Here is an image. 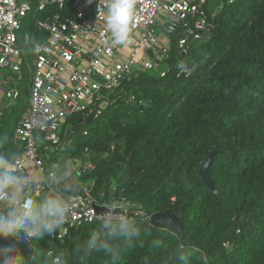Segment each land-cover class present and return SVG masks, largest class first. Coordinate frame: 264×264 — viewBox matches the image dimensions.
<instances>
[{
  "label": "trees",
  "instance_id": "trees-1",
  "mask_svg": "<svg viewBox=\"0 0 264 264\" xmlns=\"http://www.w3.org/2000/svg\"><path fill=\"white\" fill-rule=\"evenodd\" d=\"M206 11L211 32L190 39L185 56L178 46L183 26L167 31L165 76L138 71L93 120L81 112L68 117L74 132L60 161L89 155L94 168L83 180L104 190L101 203H133L144 215L129 212L132 217L170 208L184 224L183 237L151 222L149 234L119 245V264H264V0H209ZM57 12L55 3L44 11L34 5L23 18L18 43L28 56L33 43L47 39L37 21ZM181 64L190 76H178ZM19 89L18 115L7 112L0 123V152L12 145L19 151L13 137L29 105L28 81ZM130 95L136 100L129 102ZM212 152L215 190L199 173ZM95 228V222L71 227L55 254L63 253L67 264H109L102 252L76 253ZM49 244L37 242L31 264H51Z\"/></svg>",
  "mask_w": 264,
  "mask_h": 264
},
{
  "label": "built area",
  "instance_id": "built-area-1",
  "mask_svg": "<svg viewBox=\"0 0 264 264\" xmlns=\"http://www.w3.org/2000/svg\"><path fill=\"white\" fill-rule=\"evenodd\" d=\"M69 1L0 0V73L9 68L21 75L25 67L30 76L29 105L15 128L14 142L21 146L16 157L26 168L32 164L38 171H46L49 164L64 160L66 138L74 132L67 124L70 115L81 112L87 118L99 116L109 95L138 71L158 70L161 76L169 72L167 66H161L170 55L171 38L167 31L183 26L178 46L184 56L189 51L190 39L202 40L211 32L206 11L209 0H136L129 42L118 44L95 4H88L87 0ZM52 3L57 4L59 12L36 23L40 31L47 33V39L33 43L28 56L18 43L22 20L34 5L44 11ZM124 47L128 51L123 52ZM182 75L190 76V69L180 70L178 76ZM5 96L15 103L20 98V89L6 88ZM135 100L134 95L128 98L129 102ZM65 161L71 162L78 188L68 194L72 213L67 222L55 236L45 237L50 242L47 256L51 259L58 256L53 249L55 243L63 242L71 227L93 222L92 218L102 212L97 205L104 208L111 205L99 201L105 192L94 190V180H83L84 174L94 168L88 154L70 156ZM43 191L47 189L40 186L34 194ZM115 203L122 204L126 214L144 215L133 203L124 200ZM37 242L31 244L35 252Z\"/></svg>",
  "mask_w": 264,
  "mask_h": 264
},
{
  "label": "clouds",
  "instance_id": "clouds-1",
  "mask_svg": "<svg viewBox=\"0 0 264 264\" xmlns=\"http://www.w3.org/2000/svg\"><path fill=\"white\" fill-rule=\"evenodd\" d=\"M87 3L95 4L115 43L129 42L136 0H87ZM40 186L47 191L34 194ZM77 188L70 161L36 172L27 170L16 156L0 152V264H31L28 253L32 242L57 234L72 213L68 194L75 193ZM123 207L112 203L92 218L98 228L90 231L76 249L78 255L87 257L102 252L109 258V264H119V245H131L149 234L151 218L129 216ZM51 264H67L64 254L52 259Z\"/></svg>",
  "mask_w": 264,
  "mask_h": 264
},
{
  "label": "water",
  "instance_id": "water-1",
  "mask_svg": "<svg viewBox=\"0 0 264 264\" xmlns=\"http://www.w3.org/2000/svg\"><path fill=\"white\" fill-rule=\"evenodd\" d=\"M94 115H90L87 118V122L93 120ZM215 152H212L208 158L204 161L202 167L199 170V173L201 174L203 181L207 184V186L215 190V185L211 179L210 171L213 165ZM99 211H103L105 208L102 206H96ZM151 222L153 225L157 227H165L172 231L180 232L182 236L184 237V224L180 217L172 210L167 209L165 211L160 212H154L150 215ZM36 254L35 248L33 245H31V251L28 253L29 259L30 256H34Z\"/></svg>",
  "mask_w": 264,
  "mask_h": 264
},
{
  "label": "crops",
  "instance_id": "crops-1",
  "mask_svg": "<svg viewBox=\"0 0 264 264\" xmlns=\"http://www.w3.org/2000/svg\"><path fill=\"white\" fill-rule=\"evenodd\" d=\"M128 51L127 47H124V51ZM24 76H27L26 79H24ZM23 80H27L28 83L30 84V76L25 67L23 68V71L20 74H17L16 72L12 71L9 68H4L3 71L0 73V123L3 120L8 119L9 114L7 115V112H10L13 117L18 115L19 109H15V105H17V102L12 103L6 96H5V89L10 88V87H20V84ZM23 112L20 114L22 116ZM21 118V117H20ZM14 140V137H13ZM15 143V142H14ZM15 146H17L18 150L21 147L20 145H17L15 143ZM19 152V151H18ZM11 155L16 156L17 153L15 154V148L12 149V151L9 153ZM27 170L29 171H36L38 170L35 169V167L32 164H29L27 166Z\"/></svg>",
  "mask_w": 264,
  "mask_h": 264
},
{
  "label": "rangeland",
  "instance_id": "rangeland-1",
  "mask_svg": "<svg viewBox=\"0 0 264 264\" xmlns=\"http://www.w3.org/2000/svg\"><path fill=\"white\" fill-rule=\"evenodd\" d=\"M163 65V67H164V63L162 64ZM14 147H13V145L12 146H9L8 148H6V150L4 151V152H6V153H10L11 151H12V149H13Z\"/></svg>",
  "mask_w": 264,
  "mask_h": 264
}]
</instances>
